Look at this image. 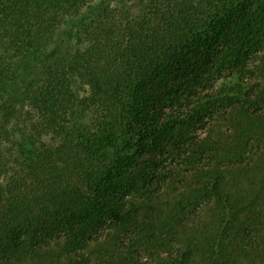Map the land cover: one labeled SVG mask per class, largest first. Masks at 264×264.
Here are the masks:
<instances>
[{"label": "trees", "instance_id": "obj_1", "mask_svg": "<svg viewBox=\"0 0 264 264\" xmlns=\"http://www.w3.org/2000/svg\"><path fill=\"white\" fill-rule=\"evenodd\" d=\"M116 1L0 0V264H264V0Z\"/></svg>", "mask_w": 264, "mask_h": 264}, {"label": "rangeland", "instance_id": "obj_2", "mask_svg": "<svg viewBox=\"0 0 264 264\" xmlns=\"http://www.w3.org/2000/svg\"><path fill=\"white\" fill-rule=\"evenodd\" d=\"M111 1L113 4H117L116 0H111ZM54 49H55V46H53L52 51H54ZM35 70H37V71H35ZM42 70L43 69H42L41 65L38 63L37 66L33 68V71H34L33 73H35L37 76L38 75L40 76L42 74ZM20 99H21L20 101L25 102L26 104L28 103V96L27 95H22V96L20 95Z\"/></svg>", "mask_w": 264, "mask_h": 264}]
</instances>
